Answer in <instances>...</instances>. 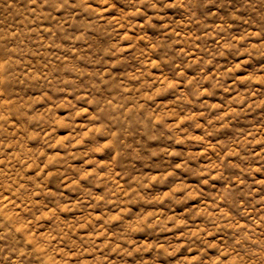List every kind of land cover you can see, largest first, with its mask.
<instances>
[{
    "label": "clouds",
    "instance_id": "clouds-1",
    "mask_svg": "<svg viewBox=\"0 0 264 264\" xmlns=\"http://www.w3.org/2000/svg\"><path fill=\"white\" fill-rule=\"evenodd\" d=\"M0 264H264V0H0Z\"/></svg>",
    "mask_w": 264,
    "mask_h": 264
}]
</instances>
